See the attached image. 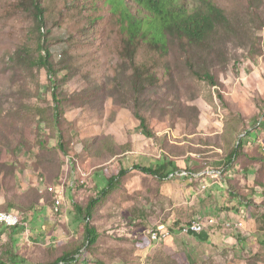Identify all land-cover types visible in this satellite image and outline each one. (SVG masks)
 <instances>
[{"label": "rangeland", "instance_id": "1", "mask_svg": "<svg viewBox=\"0 0 264 264\" xmlns=\"http://www.w3.org/2000/svg\"><path fill=\"white\" fill-rule=\"evenodd\" d=\"M184 1L202 11L212 5L223 20L188 51L177 44L165 55L144 45L135 61L147 66L148 79L136 94L108 3L95 0L80 12L81 0H43L46 45L60 71L51 79L33 61L40 33L30 1L0 0V195L22 218L16 232H2L0 261L63 264L68 255L75 261L67 264H264V190H256L264 164V0ZM54 93L62 102L58 121ZM237 163L258 164L249 192L223 184L238 191L240 205H232L227 188L229 203L221 194L210 204L198 179L160 180L137 169L165 164L166 172L233 176ZM113 177L114 189L90 220L72 204L61 209L67 192L86 208ZM232 209L236 216L226 214ZM200 217L204 233H181ZM87 224L100 235L94 246L86 243ZM163 227L170 236L154 241Z\"/></svg>", "mask_w": 264, "mask_h": 264}, {"label": "trees", "instance_id": "2", "mask_svg": "<svg viewBox=\"0 0 264 264\" xmlns=\"http://www.w3.org/2000/svg\"><path fill=\"white\" fill-rule=\"evenodd\" d=\"M31 3V10L34 11V18L39 30V55L38 58H34L33 61L36 66H39L46 70L47 74L53 79V76L60 75V71L56 69L53 62V57L47 49L46 34L44 33L45 28V15L46 9L43 5V0H29ZM75 3L77 0H72ZM95 0H81L82 4L80 12H85V8L90 4L94 5ZM109 4V14L117 15V23L121 33L123 34V43L125 45V55L129 58L132 68L134 70L135 81H133V92L136 94L139 92V88L144 86L145 78L148 79L145 74L147 72V66L139 65L136 63V56L139 50L144 45H151L155 50L161 51L167 55L172 47L177 44L182 46V49L188 51L190 48H194L206 42L210 34L215 29L216 25L223 20V12L209 5L206 11L192 8L184 0H103ZM77 6V7H78ZM95 19L90 18V25ZM192 71L193 66L190 64ZM197 73V72H196ZM199 77L215 86L214 78L209 74H198ZM149 77V75H148ZM54 84V81H52ZM54 101L56 103V121L58 116L61 115L60 108L62 105L61 98L59 95L54 93ZM136 118L140 121V127L144 133L152 138V133L146 123L145 118L139 114H135ZM242 142L239 147L241 148ZM264 150V149H263ZM171 166V164H168ZM137 169L155 176L160 180L166 178L183 177V171L179 169H173L172 172H166L168 167L163 164H158L155 168L150 167H138ZM185 171V170H184ZM208 170H202L197 172L185 171L186 175H194L199 172H207ZM225 171V170H224ZM126 170H123L120 175H123ZM225 173V172H224ZM209 175H203L200 177L189 178L191 182L200 180L202 183V190H206L207 186L203 184V180ZM210 177V176H209ZM212 177V176H211ZM210 177V178H211ZM213 179V178H212ZM173 180V179H172ZM117 181L116 177H113L109 181V186L99 194V197L92 202L86 208H82L78 204H74L75 210L79 215L80 219L86 218L90 220L95 207L101 202V198L107 196V194L114 189V184ZM205 187V188H204ZM234 191H230L232 194ZM9 213V212H8ZM15 213V212H14ZM22 224V218L20 214L16 213ZM20 224V225H21ZM5 227V225H2ZM15 230L17 227L8 228ZM86 243L88 246H94L100 235L97 229L87 224L85 226ZM188 236V235H187ZM195 236V235H193ZM73 262L71 256L66 255L59 263L67 264V262ZM0 264H6L0 261Z\"/></svg>", "mask_w": 264, "mask_h": 264}, {"label": "crops", "instance_id": "3", "mask_svg": "<svg viewBox=\"0 0 264 264\" xmlns=\"http://www.w3.org/2000/svg\"><path fill=\"white\" fill-rule=\"evenodd\" d=\"M246 153L248 154V153H250V150H249V148L246 150ZM251 157H253V155L251 156ZM251 160H253V159H251ZM239 162H242L241 160L239 161ZM255 163H257V161L255 162ZM239 164L240 163H237L236 164V167H235V169H234V171H235V173L233 174V176H232V171L231 170H225L224 172V175H223V180H222V178L220 179V180H213L212 178H208V180L210 181V183H208L207 184V192H211V194H210V199H208V203H210L211 204V201H212V199L213 200H215V199H217V198H219L220 196L219 195H221L222 194V197L223 198H221L223 201H225V202H227V203H229L225 198H227L228 197V192H225L226 190H224L225 188H227L226 187V185H227V181H229L230 183L232 182V183H236V185H237V187H236V189H241V190H246L247 192H249V187H251L252 185H254L255 186V184H256V181H257V173H255V171H257V169H255V168H253V167H256V165H258V164H260L261 166H260V168L261 167H263V174H262V184L263 185H261L262 187H260V185L259 184H256V190H258V189H262V190H264V166H262V165H264L263 163H261V162H259L258 164H254V166L253 167H249L248 169H245V168H242L241 166L240 167H238L239 166ZM179 169H182V168H179ZM233 169V168H232ZM230 177H232V178H230ZM230 178V179H229ZM234 179V180H233ZM226 184V185H223V184ZM243 186V188H241ZM102 189H106V186L104 185L103 187H100V190H102ZM227 190L229 191V194H230V191L231 190H229L228 188H227ZM232 205H237L238 203H239V200L237 199V198H239L240 199V197H239V195H238V191H236V192H233L232 194ZM238 196V197H237ZM225 197V198H224ZM64 200H63V203H62V205L63 206H61L62 208L61 209H63L64 207H66L67 205H70V204H72V205H74L75 204V202L73 201V198H72V196H70V194L67 192L66 194H64ZM219 198V199H220ZM236 199V200H235ZM218 200V199H217ZM65 201V202H64ZM242 204V203H241ZM191 206L193 205L192 204V202H191V204H190ZM238 205H240V204H238ZM225 207L226 208H228V205H225ZM234 207V206H233ZM218 208H219V210H220V208H221V206L218 204ZM5 209H7V211L8 212H15V211H17L16 210V207L13 205V203L12 202H10L9 200H7V198H6V196L4 195V193H2V195H0V212H5L4 210ZM213 209H216V208H213ZM225 211H228V210H225ZM216 212V211H215ZM234 210L232 209L230 212H227L226 214L227 215H235L234 214ZM216 214H218V213H216ZM71 216H73V220H75V219H77L76 217H75V214L74 213H72L71 212ZM215 216H217V215H215ZM221 216H225V214L224 215H221ZM236 216V215H235ZM238 217V216H237ZM67 218V221H68V217H66ZM200 219H201V217H200ZM44 221H45V224L47 223V221H46V219H44ZM76 221V220H75ZM74 221V222H75ZM141 221V220H140ZM52 224V220H50L49 221V223H48V225H51ZM6 230H10V231H12V232H16L17 231V229H15V230H12V229H8V228H6V227H4V226H1L0 225V242L1 241H5V235L6 234H3L4 233V231H6ZM3 232V233H2ZM2 233V234H1ZM43 233V232H42Z\"/></svg>", "mask_w": 264, "mask_h": 264}, {"label": "built area", "instance_id": "4", "mask_svg": "<svg viewBox=\"0 0 264 264\" xmlns=\"http://www.w3.org/2000/svg\"><path fill=\"white\" fill-rule=\"evenodd\" d=\"M206 174H217L219 176H223L224 175V170H215V169H211L207 172H199L198 174H194V175H186L183 174V177H176V178H193V177H197V176H201V175H206ZM169 180L171 179H175V178H168ZM56 203V212L58 211V202L55 200ZM206 222H204L201 219H197L194 220L193 222H191L188 225L183 226V228L181 229V233L183 235H195V236H199L202 233H204L206 231ZM20 225L16 224V219L12 218L10 219V225L6 226L8 228H12V227H18ZM170 234L169 232L163 227L159 229V232H153L152 237L154 241H160L162 238H167L169 237Z\"/></svg>", "mask_w": 264, "mask_h": 264}, {"label": "bare ground", "instance_id": "5", "mask_svg": "<svg viewBox=\"0 0 264 264\" xmlns=\"http://www.w3.org/2000/svg\"><path fill=\"white\" fill-rule=\"evenodd\" d=\"M57 202H58V205L60 206L61 201L59 200ZM12 218L16 219V224H18V225L21 224L20 218L16 213H14V212H9V213L8 212H2V213H0V225H5V226L10 225V219H12Z\"/></svg>", "mask_w": 264, "mask_h": 264}]
</instances>
